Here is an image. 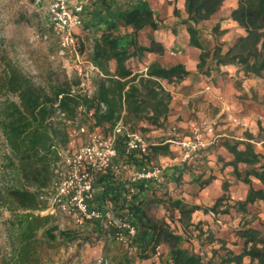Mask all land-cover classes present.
I'll return each mask as SVG.
<instances>
[{
	"label": "trees",
	"instance_id": "1",
	"mask_svg": "<svg viewBox=\"0 0 264 264\" xmlns=\"http://www.w3.org/2000/svg\"><path fill=\"white\" fill-rule=\"evenodd\" d=\"M76 1L83 6L80 30L84 35L83 38L75 35L77 52L99 70L92 78L93 96L76 90L80 85L78 79L51 75L47 89L36 86L28 76L13 68L4 70V80L0 84V93L7 97L4 102L0 98V129L12 150L18 178L26 183L7 195L17 208L9 206L16 218L9 222L10 230L18 233V251L15 260L8 264H47L45 253L51 247L77 244L81 248L100 243L103 244L102 259L88 264H141L156 255L158 258L149 264H210L200 252L186 244L189 239L185 233L192 225L191 216L204 207L191 205L185 198L194 199L202 189L210 186L216 178L212 175L215 165L223 162L224 167H233L237 181L249 186L247 199L224 205L228 200V185L224 184L225 193L214 205L206 207V211L222 222L231 217V210L251 214L250 207L264 201L263 157L254 151L250 142L233 143L220 138L193 154L190 160L161 165L164 177L161 184L134 182L131 172L156 163L159 156L173 151H179L182 156V149L170 142L173 138L170 136L163 140L148 138L146 153H129L128 133L146 136L148 132L172 131L168 121L173 97L163 83L180 85L191 72L183 64L165 67L159 61L150 62L149 56L165 54L166 45L159 40L165 29L177 32V25H183L189 36L188 45L201 51L196 77L209 78L214 71L227 65L242 67L247 75L262 76L264 0H237L238 6L231 19L245 29L246 36L236 39L232 45L221 42L224 31L220 25L211 30L204 26L226 0H185L187 17L182 18L175 8L173 15L179 22L172 27L164 24V19L146 0ZM203 35H209L213 45L205 43ZM57 114L64 116L59 119ZM84 120L91 121L92 130L100 133L104 130L111 133L120 121L125 126L115 140L116 157L112 167L105 171L91 170L95 195L90 204L94 210L112 211L115 218L135 227L136 235L127 244L117 238L118 232L126 233V230L108 226L104 220H87L78 230H60L52 224L53 215L41 214L46 210L42 192L51 185L54 167L61 158L59 148L70 142L67 121L77 125ZM222 147L233 155L231 161L224 162L218 154ZM240 164L246 166L244 172L239 170ZM253 180H258L263 187L255 188ZM158 205L178 213L183 233L175 232L165 222L153 220L149 212ZM17 210L27 213L24 220L17 219ZM25 221L27 227L22 230ZM38 230L41 250L39 258L34 259L32 247L37 246ZM237 240L242 242L240 254L227 251L218 264H242L246 257L264 264L262 230L248 225L235 233L233 242ZM113 251L117 255L111 260L108 255Z\"/></svg>",
	"mask_w": 264,
	"mask_h": 264
},
{
	"label": "rangeland",
	"instance_id": "2",
	"mask_svg": "<svg viewBox=\"0 0 264 264\" xmlns=\"http://www.w3.org/2000/svg\"><path fill=\"white\" fill-rule=\"evenodd\" d=\"M178 1L172 0V2L176 3ZM52 3L53 0H41L39 5H36L35 1L31 2L30 0H0V84L4 80V70L6 71L11 68L24 73L36 86H43L47 89L50 88L51 75H60L62 78L66 76L69 80H80L78 71L80 68L83 70L86 69V58L70 52H67L66 55H61L60 40L48 17V9ZM165 19H168L167 16H165ZM165 31H170V29H165ZM45 34L47 36H44ZM77 34L81 38L84 37L80 29L77 30ZM203 39L205 43L213 45V40L209 35H203ZM93 77L94 75H91V80ZM236 83L238 84L239 82L237 81ZM92 85V82L86 84V86ZM78 89H81L80 92L86 95L80 85L76 88V90ZM0 98L3 99V102L7 99L6 95L2 94V92L0 93ZM57 116L59 119L61 117L63 118L62 115L57 114ZM69 122L72 121H67V123ZM78 124L84 125L89 131L92 130L91 121L84 120L82 123L78 122ZM67 125L70 132L77 126L75 122ZM174 127L177 128V132L180 130L178 126L174 125ZM107 133L108 130L102 132L105 136ZM73 139L75 140V145L82 144L86 141L85 137ZM74 150V145L70 146L69 143L65 147L62 146L59 148L61 158L54 167V176L51 185L42 192V200L46 205V210L52 206L53 200L56 197V192L52 190L53 181L57 180L61 172L68 173L70 169L66 167V161L64 160L71 156ZM181 158L182 156L179 151H173L169 155L159 156L156 164H165L167 166L175 165L176 161ZM13 165L14 157L12 150L0 129V264H8L14 261L15 259L13 260V258L16 257V252L18 251V244L16 242V235L18 233L11 232V225L9 224L11 220H16L12 216L9 206L13 208L15 206L9 202L7 195L10 190L21 189L26 183L20 181ZM227 198L228 200L224 205L230 204L228 202L231 201L230 196L227 195ZM185 199L189 204L194 205V201L188 198ZM17 211V219L24 220L27 213L21 210ZM149 215L154 221L165 222L175 232L183 233L182 224L178 220V213L170 211L167 206H154L149 212ZM53 216L52 224L58 226L60 230H78L80 227L76 224L75 218L70 214L57 212ZM256 220L257 214H254L253 211L251 214L245 215L241 212L231 210V217L226 222L219 224L217 219L212 216V212H208L205 208H202L191 216L192 225L185 233L189 239V241H186V244L200 252L205 257L206 263L218 264L223 260L222 256L228 254L227 251H232L236 254L241 252L242 242L241 240H237V243L233 242L234 234ZM256 223L257 227L263 224L262 221H256ZM26 227L27 222L25 221L22 223V230H25ZM39 235L38 230L37 246L32 247V251L36 254V256L34 254V259L36 257L39 258V251L41 250V248L39 249ZM222 241H226V243L223 244ZM102 246V243L98 245L89 244L81 248L77 244H67L61 247L54 246L55 248L51 247L47 249L45 258L47 259V264H88L91 261H100L102 259ZM163 254L166 255V252H163ZM114 255H117L116 252H111L108 255L109 259L112 260ZM157 258L158 256L156 255L141 264H149ZM242 264L257 263L252 262L247 257L243 260Z\"/></svg>",
	"mask_w": 264,
	"mask_h": 264
},
{
	"label": "crops",
	"instance_id": "3",
	"mask_svg": "<svg viewBox=\"0 0 264 264\" xmlns=\"http://www.w3.org/2000/svg\"><path fill=\"white\" fill-rule=\"evenodd\" d=\"M146 1L157 15L164 19L165 25L172 27L179 22V19L173 15L175 8L179 9L182 18L187 17L185 0H179L178 3L172 2V0ZM73 3L75 4L77 1L74 0ZM237 6V0H226L221 9L204 25L209 30L217 24L220 25L221 30L224 31L221 42L228 45H232L236 39L246 36L245 29L231 19V14ZM165 16L168 19H165ZM159 36V40L166 45L165 54L149 56L150 62L159 61L165 67L183 64L191 72V76L180 85L163 83L173 97L169 125L173 128H176L174 125L178 126L180 130L177 134L185 136L191 134L194 128L203 122H214L218 136L233 143L250 142L254 151L261 155L264 161V121L261 120L264 117V73L259 77L247 75L242 67L227 65L214 71L209 78L196 77L201 51L188 45L189 36L185 27L177 25V32L162 31ZM170 136L171 133L162 131L146 134V137L150 139L163 140ZM172 147L176 148L175 145ZM218 154L221 155L224 162L233 159V155L224 147L218 151ZM181 160L182 158L178 159L176 163ZM223 164L220 162L215 165L212 175L216 178L210 186L202 189L194 199L187 197L194 201V205L204 208L214 205L215 201L225 193L224 184L228 185L226 195L231 198L230 204L244 202L247 199L249 186L236 180L233 175V167H224ZM245 169V165H239L241 172H244ZM253 186L255 188L263 187L258 180H253ZM250 208L255 214L257 213L256 221L263 222L258 227L256 221L250 225L264 232V201H260ZM212 216L215 217L213 213ZM217 222L222 224L220 220Z\"/></svg>",
	"mask_w": 264,
	"mask_h": 264
},
{
	"label": "built area",
	"instance_id": "4",
	"mask_svg": "<svg viewBox=\"0 0 264 264\" xmlns=\"http://www.w3.org/2000/svg\"><path fill=\"white\" fill-rule=\"evenodd\" d=\"M73 2L74 0H53L48 9V17L60 40L61 55H66L67 52H70L80 56L77 52L75 35L77 30L81 29L83 25L81 16L83 6L78 2L75 4ZM40 3L41 0H35L36 5ZM85 63L87 64L86 69L80 68L78 71L81 82L80 87L88 97H92L95 87L93 85L86 86V84L92 82L91 75L98 73L99 70L88 60ZM101 108L105 110L104 105H101ZM261 120L264 121V117ZM71 123L69 122L68 124ZM238 124L241 125L240 122ZM124 130L125 126L122 121L106 136L98 130L89 131L85 127L79 128L76 126L71 130L70 138L72 139H70L69 145H74L75 150L71 156L64 160L66 161V167L70 170L68 173L61 172L57 180L53 181L52 190L56 192V197L52 206L41 212L42 215H55L57 212H64L72 215L78 226L84 225L87 220H104L108 226L126 230V233L121 231L117 233L119 241L125 244L136 235L135 227L115 218L112 211L94 210L90 204L95 195L91 170L105 171L112 167L113 160L116 157L115 140ZM83 135L86 141L75 145L73 138L82 137ZM171 136L173 138L170 142L182 149L183 161L190 160L193 154L218 142L221 138L216 133V123L214 122H203L199 127L194 128L191 135L187 136L178 135L177 129L172 128ZM127 150L129 153H146L148 150V138L137 132L128 133ZM130 176L134 182L152 181L156 184H161L164 178L163 166L152 163L147 167L131 172ZM157 254L159 255L160 252L158 251Z\"/></svg>",
	"mask_w": 264,
	"mask_h": 264
}]
</instances>
